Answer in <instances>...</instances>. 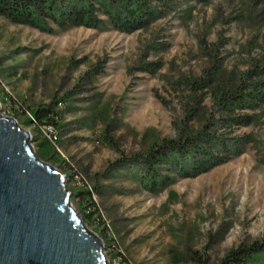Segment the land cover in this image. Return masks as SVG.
<instances>
[{
	"label": "rangeland",
	"instance_id": "374dc122",
	"mask_svg": "<svg viewBox=\"0 0 264 264\" xmlns=\"http://www.w3.org/2000/svg\"><path fill=\"white\" fill-rule=\"evenodd\" d=\"M174 10L133 32L107 20L97 28L50 22L45 31L0 15V113L31 133L42 161L66 174L72 205L102 238L110 264H196L194 251L217 264L264 237V105L247 110L255 121L235 129L238 152L197 176L175 175L149 191L137 168L111 166L198 127L214 111L216 86L264 67V0H177ZM98 62L103 71L85 79ZM145 62L158 68L140 70ZM209 75L211 86L194 89ZM43 105L60 113L54 141L42 125L23 123ZM43 141L56 156L38 155ZM77 190H89L91 200Z\"/></svg>",
	"mask_w": 264,
	"mask_h": 264
},
{
	"label": "trees",
	"instance_id": "16d2710c",
	"mask_svg": "<svg viewBox=\"0 0 264 264\" xmlns=\"http://www.w3.org/2000/svg\"><path fill=\"white\" fill-rule=\"evenodd\" d=\"M176 3L177 0H0V15L14 23L45 31L50 30V22L59 27L97 28L107 20L116 30L133 32L173 13ZM103 66L98 62L87 71L85 79L101 73ZM157 68L156 62H145L139 67L150 73ZM263 74L264 67L251 69L246 78L242 76L237 82L216 86L214 111L204 114L198 127H183L177 137L154 141L143 152L121 158L111 166L137 168L143 186L149 191H156L167 186L175 175L197 176L226 162L238 152L240 139L234 135L235 129L255 121V114L247 110H256L264 105V81L254 80ZM205 78L194 80V89H204L215 82L212 75ZM28 113L23 120L25 124L55 127L59 124L60 113L51 105L38 106ZM107 140L112 143L110 137ZM39 145L43 151L38 155L47 156L50 145L46 141ZM94 189L99 191L100 188L96 185ZM73 194L91 200L89 190H77ZM90 214L91 211L86 213L89 219ZM91 221L95 222V219ZM263 255L264 237L230 249L217 264H260ZM189 258L196 264H214L208 255L198 251L192 252Z\"/></svg>",
	"mask_w": 264,
	"mask_h": 264
},
{
	"label": "water",
	"instance_id": "95a60500",
	"mask_svg": "<svg viewBox=\"0 0 264 264\" xmlns=\"http://www.w3.org/2000/svg\"><path fill=\"white\" fill-rule=\"evenodd\" d=\"M66 174L35 153L31 133L0 113V264H110L72 205Z\"/></svg>",
	"mask_w": 264,
	"mask_h": 264
},
{
	"label": "built area",
	"instance_id": "2783aa9c",
	"mask_svg": "<svg viewBox=\"0 0 264 264\" xmlns=\"http://www.w3.org/2000/svg\"><path fill=\"white\" fill-rule=\"evenodd\" d=\"M42 131L48 137L49 140L54 141V139H57L56 132L52 125H42Z\"/></svg>",
	"mask_w": 264,
	"mask_h": 264
}]
</instances>
